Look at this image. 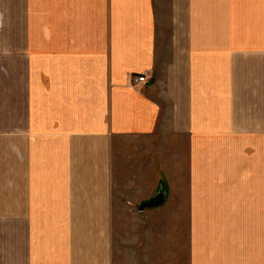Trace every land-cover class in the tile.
Listing matches in <instances>:
<instances>
[{
  "label": "crops",
  "instance_id": "crops-1",
  "mask_svg": "<svg viewBox=\"0 0 264 264\" xmlns=\"http://www.w3.org/2000/svg\"><path fill=\"white\" fill-rule=\"evenodd\" d=\"M126 253L264 264V0H0V264Z\"/></svg>",
  "mask_w": 264,
  "mask_h": 264
},
{
  "label": "rangeland",
  "instance_id": "rangeland-1",
  "mask_svg": "<svg viewBox=\"0 0 264 264\" xmlns=\"http://www.w3.org/2000/svg\"><path fill=\"white\" fill-rule=\"evenodd\" d=\"M172 201H173V204H172L173 207H176L177 203H178L177 199H172ZM179 209H180V205H179ZM174 211H176V210L172 209L171 213L167 212L165 210L153 212L154 214L151 215V217H150L151 221H149L150 224H152V230H149V228L147 227L148 228L147 229L148 233L151 234L154 237H155L154 234H159L160 235L162 233H165L166 231L169 234H174L176 232V230L169 229V228H172V226H173L172 222H174V221L182 222V221H187L188 220V215H185V214L184 215H182V214H180V215L176 214L175 215ZM130 217H131L130 219L132 220V222L137 221V218L134 215H130ZM160 224H165L169 228H157L158 225H160ZM123 232H126V231H123ZM148 240H149V238H148ZM177 240H178V238H174V239L171 240V246L174 248V250L172 249L171 246H169V247L166 246V248H165L164 243L160 244L161 242H159V240L158 241H153V245L152 244H149L150 246L145 245L144 246V250L147 251V256L149 257L151 255V257L153 259H156V258L160 257V255L162 253V250L163 251L166 250V254L167 255H171V256L176 255V254H181L182 253L181 250L182 251H184V250L179 248V246L177 245L178 244ZM126 241H128V239ZM135 248L136 247L134 246V249ZM151 249L152 250H156L158 252V255H155V253H153V256H152V254H150ZM138 252H141V248H139ZM172 253H174V254H172ZM171 256H170L169 259H166L168 261L167 263H169V264H184V261L182 262L180 259H177V256H175V259L172 261L171 260ZM124 259L125 260L122 261L123 264H127V261L128 262L131 261V257L129 259V254L128 253L124 254ZM160 264H164V263L160 262Z\"/></svg>",
  "mask_w": 264,
  "mask_h": 264
},
{
  "label": "water",
  "instance_id": "water-1",
  "mask_svg": "<svg viewBox=\"0 0 264 264\" xmlns=\"http://www.w3.org/2000/svg\"><path fill=\"white\" fill-rule=\"evenodd\" d=\"M164 195L162 194V192L160 191L156 196H154L151 200L142 203L139 206L140 210H144L146 208H156L161 206L164 203Z\"/></svg>",
  "mask_w": 264,
  "mask_h": 264
},
{
  "label": "built area",
  "instance_id": "built-area-1",
  "mask_svg": "<svg viewBox=\"0 0 264 264\" xmlns=\"http://www.w3.org/2000/svg\"><path fill=\"white\" fill-rule=\"evenodd\" d=\"M144 80H145V78L143 76H141V77L136 78L135 79V82L137 84H143L144 83Z\"/></svg>",
  "mask_w": 264,
  "mask_h": 264
}]
</instances>
